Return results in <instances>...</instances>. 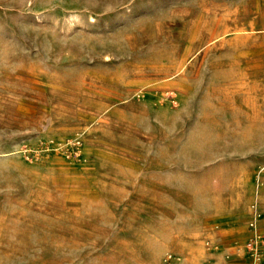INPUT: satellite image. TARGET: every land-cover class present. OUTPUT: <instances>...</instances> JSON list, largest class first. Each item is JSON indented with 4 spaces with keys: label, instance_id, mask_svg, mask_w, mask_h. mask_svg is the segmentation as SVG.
<instances>
[{
    "label": "rangeland",
    "instance_id": "1",
    "mask_svg": "<svg viewBox=\"0 0 264 264\" xmlns=\"http://www.w3.org/2000/svg\"><path fill=\"white\" fill-rule=\"evenodd\" d=\"M0 264H264V0H0Z\"/></svg>",
    "mask_w": 264,
    "mask_h": 264
},
{
    "label": "bare ground",
    "instance_id": "2",
    "mask_svg": "<svg viewBox=\"0 0 264 264\" xmlns=\"http://www.w3.org/2000/svg\"><path fill=\"white\" fill-rule=\"evenodd\" d=\"M92 19V18H91ZM261 217V216H260Z\"/></svg>",
    "mask_w": 264,
    "mask_h": 264
}]
</instances>
